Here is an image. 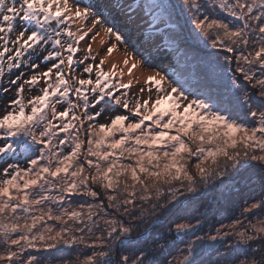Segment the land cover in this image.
<instances>
[{"label":"snow or ice","instance_id":"obj_1","mask_svg":"<svg viewBox=\"0 0 264 264\" xmlns=\"http://www.w3.org/2000/svg\"><path fill=\"white\" fill-rule=\"evenodd\" d=\"M0 264H264V0H0Z\"/></svg>","mask_w":264,"mask_h":264},{"label":"rangeland","instance_id":"obj_2","mask_svg":"<svg viewBox=\"0 0 264 264\" xmlns=\"http://www.w3.org/2000/svg\"><path fill=\"white\" fill-rule=\"evenodd\" d=\"M94 48H96V45H94ZM114 55H115V54H114ZM108 66H109V65H106V68H107ZM136 75H137V76H139V72H137V73H136ZM124 79H125V82H127V79H128V77H127V76H125V78H124Z\"/></svg>","mask_w":264,"mask_h":264}]
</instances>
